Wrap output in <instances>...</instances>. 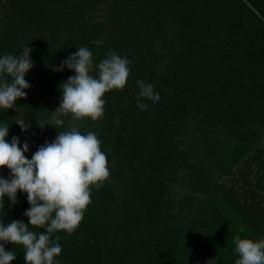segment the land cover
Returning <instances> with one entry per match:
<instances>
[{"label":"trees","instance_id":"1","mask_svg":"<svg viewBox=\"0 0 264 264\" xmlns=\"http://www.w3.org/2000/svg\"><path fill=\"white\" fill-rule=\"evenodd\" d=\"M3 2L0 58L25 46L33 62L26 98L0 108L6 141L28 143L31 159L76 124L81 134H97L110 172L99 189L91 187L75 231L50 237L62 248L55 264H207L216 256L215 264H235L236 236L264 239V179L237 187L232 174L251 162L264 172V0ZM80 47L92 52L94 66L110 52L128 59L126 86L105 93L101 119L69 115L63 126L41 129L59 106L60 85L75 75L57 69ZM137 81L153 85L159 101L141 97L147 107L139 108ZM17 119L27 120V131ZM9 176L0 168V177ZM228 176L230 185L217 182ZM179 180L185 190L175 194ZM16 198H3L5 225L28 224L27 193ZM4 247L16 255L11 264H25L22 245Z\"/></svg>","mask_w":264,"mask_h":264},{"label":"clouds","instance_id":"2","mask_svg":"<svg viewBox=\"0 0 264 264\" xmlns=\"http://www.w3.org/2000/svg\"><path fill=\"white\" fill-rule=\"evenodd\" d=\"M31 49L22 48L17 55H4L0 58V77L5 74L12 77V82L0 78V108L13 109L18 99L26 98L30 87L25 80L26 73L33 67L30 60ZM92 52L86 47L70 55L61 62L58 71L65 67L74 70L75 75L60 85L62 96L59 106L52 111L47 122L39 127L51 125L54 128L63 126V116L79 122L90 118L99 120L104 115L105 93L113 89H123L130 75L128 59L121 58L115 52L103 59L97 66L93 65ZM95 72V75L93 74ZM140 88L138 107L146 109L147 105L139 102L140 98L158 102L160 97L153 90V85L137 81ZM22 132L27 131L29 124L25 119L15 122ZM9 126H0V168L10 171L9 178L0 177V209H3V198L7 196L12 204L16 203L19 190L27 193L30 205L24 215L28 224L14 220L5 225L0 222V264H11L16 259L13 251H5L4 244L22 245L25 249V264H55L62 248L50 237L57 231L71 234L83 219L84 211L91 203V187L99 189L109 177L107 157L101 151V141L95 132L81 134L76 124H70L69 130L57 132L52 142H45L32 155L28 143L20 147L18 137L6 141ZM54 213V215H53ZM45 228L37 235L28 226ZM241 232L245 230L240 229ZM235 251L239 259L235 264H264V239L235 238ZM218 257H213L207 264H215Z\"/></svg>","mask_w":264,"mask_h":264},{"label":"rangeland","instance_id":"3","mask_svg":"<svg viewBox=\"0 0 264 264\" xmlns=\"http://www.w3.org/2000/svg\"><path fill=\"white\" fill-rule=\"evenodd\" d=\"M4 0H0V4L1 3H4L3 2ZM92 1V0H91ZM98 7V6H97ZM92 8H95L94 6L91 7ZM93 19H100L101 17V12L100 11H93ZM262 140H264V138H262ZM262 146V144H261ZM241 164L239 163L238 166H240ZM250 168L249 167H241V169L239 170V172L241 171V173H237V171H234L232 174H234V177L236 178V185L237 187H241V184L247 179L248 182H250L252 185L253 183H255V179L256 178H261V179H264V172H262V170H260V168H258L257 166H255L253 164V162L250 163ZM184 176V174H182ZM222 181L223 183H225V185H230L231 182V178L230 176L228 177H220L218 178V181L217 182H220ZM174 190L173 192L175 194H178L180 193L181 191H184L185 188H182L181 186V181L179 180L175 186H174ZM182 189V190H181Z\"/></svg>","mask_w":264,"mask_h":264}]
</instances>
